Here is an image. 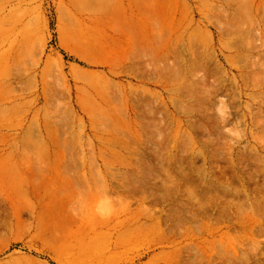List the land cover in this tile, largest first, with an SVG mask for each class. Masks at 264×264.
Masks as SVG:
<instances>
[{
    "label": "rangeland",
    "instance_id": "1",
    "mask_svg": "<svg viewBox=\"0 0 264 264\" xmlns=\"http://www.w3.org/2000/svg\"><path fill=\"white\" fill-rule=\"evenodd\" d=\"M0 264H264V0H0Z\"/></svg>",
    "mask_w": 264,
    "mask_h": 264
},
{
    "label": "bare ground",
    "instance_id": "2",
    "mask_svg": "<svg viewBox=\"0 0 264 264\" xmlns=\"http://www.w3.org/2000/svg\"><path fill=\"white\" fill-rule=\"evenodd\" d=\"M145 13H146V12H145ZM141 14H142V13H141ZM151 14H152V13H151ZM149 18H150V17H149ZM151 18H152V17H151ZM151 18H150V19H151ZM155 25H156V24H155Z\"/></svg>",
    "mask_w": 264,
    "mask_h": 264
}]
</instances>
